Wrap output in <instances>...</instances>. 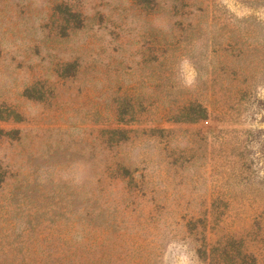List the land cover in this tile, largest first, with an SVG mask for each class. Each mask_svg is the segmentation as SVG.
Masks as SVG:
<instances>
[{
	"label": "rangeland",
	"instance_id": "obj_1",
	"mask_svg": "<svg viewBox=\"0 0 264 264\" xmlns=\"http://www.w3.org/2000/svg\"><path fill=\"white\" fill-rule=\"evenodd\" d=\"M0 111V264H264V0H0Z\"/></svg>",
	"mask_w": 264,
	"mask_h": 264
},
{
	"label": "trees",
	"instance_id": "obj_2",
	"mask_svg": "<svg viewBox=\"0 0 264 264\" xmlns=\"http://www.w3.org/2000/svg\"><path fill=\"white\" fill-rule=\"evenodd\" d=\"M199 109H200V112H198V114H201V115L197 116V118H195V120L206 119L207 118V110H206V108H204L203 106L199 105ZM195 112H197V111L196 110H192V114L195 113ZM11 118L16 120V121H20L21 116L18 113L13 114V112H12V114H3L0 111V121L11 119ZM192 120H194V118ZM216 264H220V263L216 262Z\"/></svg>",
	"mask_w": 264,
	"mask_h": 264
}]
</instances>
